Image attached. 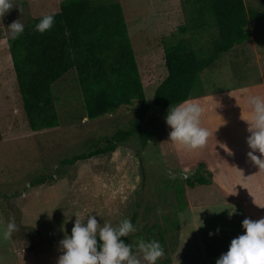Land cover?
Segmentation results:
<instances>
[{"label": "rangeland", "instance_id": "1", "mask_svg": "<svg viewBox=\"0 0 264 264\" xmlns=\"http://www.w3.org/2000/svg\"><path fill=\"white\" fill-rule=\"evenodd\" d=\"M61 1L0 0V260H11L13 253L4 250L11 243L20 251L64 248L61 264H171L180 231L189 232L191 222L203 228L213 221H236L239 198L247 194L232 171L222 170L220 160L201 168L208 178L204 168L211 171L218 186L189 187L185 180L203 157L201 151L220 145L222 102L230 96H223V91L238 83L264 81V19L249 24V38L201 72L191 97L172 107L168 116L147 112L141 129L151 135L144 148L134 135L115 153L60 165L62 158L128 127L138 106L134 102L88 119L76 74L70 70L52 84L59 124L29 129L6 40L31 18L57 11ZM117 1L145 98L151 102L165 75L163 48L180 37L177 25L185 17L183 0ZM244 2L264 9V0ZM262 97L253 100L247 92L233 100L235 127L245 131L247 145L264 142ZM136 151L142 155L144 183ZM40 176L46 181L30 186ZM258 176L264 182V171ZM136 202L138 225L126 236L132 250L98 255L81 247L84 239L129 219ZM255 206L249 202L250 210ZM259 210L264 214V201ZM218 212L225 219L212 218ZM192 214L196 218L191 219Z\"/></svg>", "mask_w": 264, "mask_h": 264}, {"label": "trees", "instance_id": "2", "mask_svg": "<svg viewBox=\"0 0 264 264\" xmlns=\"http://www.w3.org/2000/svg\"><path fill=\"white\" fill-rule=\"evenodd\" d=\"M182 7L185 17L177 25L180 37L163 48L165 75L156 85L151 102L145 98L127 24L117 0H62L57 11L31 18L7 37L30 130L59 124L52 84L70 70L76 74L88 119L134 102L138 105L128 127L117 129L92 142L85 150L62 158L60 165L110 154L117 147L127 145L134 135L144 148L151 135L150 131L141 129L147 112L153 110L162 117L168 116L172 107L191 97L201 72L247 40L249 24L264 19V9L247 7L244 0H183ZM135 153L144 183L142 155L139 151ZM203 166V162H198L186 178L189 187L210 183V178L201 170ZM204 171L210 175L205 168ZM46 179L45 176L35 178L30 186L44 183ZM134 207L129 219L84 239L81 247L98 255L118 249L132 250L126 236L136 230L140 204L136 202Z\"/></svg>", "mask_w": 264, "mask_h": 264}, {"label": "crops", "instance_id": "3", "mask_svg": "<svg viewBox=\"0 0 264 264\" xmlns=\"http://www.w3.org/2000/svg\"><path fill=\"white\" fill-rule=\"evenodd\" d=\"M263 85L264 81L247 85L238 83L232 90L223 91V96H230L222 102L220 145L214 144L210 147L206 141L207 147L200 153L203 157L198 160L205 166L220 160L222 170L232 171V178L238 181L239 186L244 187L247 194H244V198H239L242 200L237 220L213 221L203 228L191 222L189 232L179 233L171 264H264V225H261L264 214L259 210L261 202L264 201V182L258 176V172L264 171V142L257 146L245 143L247 134L243 129L235 127L238 125L235 124L236 110L233 103V100L245 97L247 92L253 95V100L259 98V95L264 96ZM262 98L264 102V97ZM237 122L241 123L239 120ZM262 122L264 135V117ZM119 148L121 146L113 153ZM205 169L208 170L207 167ZM214 169H211L212 172ZM208 171L210 183L205 185L218 186L215 179H211V171ZM249 202L257 204L256 210H250ZM223 214L215 213L212 218L225 219ZM194 218L196 216L192 214L191 219ZM4 250L11 251L13 255L11 260H0V264H61L62 258L66 257L64 248L20 251L10 243Z\"/></svg>", "mask_w": 264, "mask_h": 264}]
</instances>
